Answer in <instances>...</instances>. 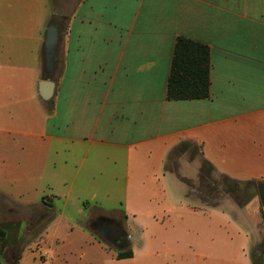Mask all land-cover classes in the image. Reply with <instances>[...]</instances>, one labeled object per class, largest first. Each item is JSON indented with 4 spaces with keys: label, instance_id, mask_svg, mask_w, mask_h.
Segmentation results:
<instances>
[{
    "label": "crops",
    "instance_id": "crops-1",
    "mask_svg": "<svg viewBox=\"0 0 264 264\" xmlns=\"http://www.w3.org/2000/svg\"><path fill=\"white\" fill-rule=\"evenodd\" d=\"M181 36L210 47L207 98L167 96ZM183 141L198 154L169 160ZM203 159L264 182V0H0V222L18 229L17 264H253L261 203L203 199L181 180L199 187ZM101 218L124 244L100 237Z\"/></svg>",
    "mask_w": 264,
    "mask_h": 264
},
{
    "label": "trees",
    "instance_id": "trees-1",
    "mask_svg": "<svg viewBox=\"0 0 264 264\" xmlns=\"http://www.w3.org/2000/svg\"><path fill=\"white\" fill-rule=\"evenodd\" d=\"M210 73L211 57L209 45L191 38L179 37L176 42L169 77L168 98L196 99L209 97ZM199 149V146L190 141H183L171 150L169 160L179 158L186 151L196 152L191 154L190 157L191 159L195 158ZM200 173L202 182L199 187H196L192 180L187 177L181 176V180L196 190L203 199L210 202L219 193H223L232 197L240 206H246L254 196L253 187L259 188L258 185L260 184L257 181H241L226 174L218 173L207 159L202 160ZM262 224L264 229V217ZM12 227H14V224L0 222V256L8 258L9 264H17L20 257V243L16 241L9 248L10 236L7 238L8 232ZM260 245L264 247V236ZM133 254L131 248L118 250L117 258H130ZM253 264H262L261 257H255Z\"/></svg>",
    "mask_w": 264,
    "mask_h": 264
},
{
    "label": "water",
    "instance_id": "water-1",
    "mask_svg": "<svg viewBox=\"0 0 264 264\" xmlns=\"http://www.w3.org/2000/svg\"><path fill=\"white\" fill-rule=\"evenodd\" d=\"M59 41V27L57 25H50L47 28L46 35V50H45V63L46 68L50 74L54 73L55 60L57 56ZM56 83L55 81L47 78L41 80L39 83L40 95L44 100H49L55 93ZM259 195L264 203V182L259 185ZM262 264H264V254H261Z\"/></svg>",
    "mask_w": 264,
    "mask_h": 264
},
{
    "label": "flooded vegetation",
    "instance_id": "flooded-vegetation-1",
    "mask_svg": "<svg viewBox=\"0 0 264 264\" xmlns=\"http://www.w3.org/2000/svg\"><path fill=\"white\" fill-rule=\"evenodd\" d=\"M94 226L101 237L114 245L121 246L125 243L124 233L116 220L101 218L95 221ZM261 254V251H259L258 257H261Z\"/></svg>",
    "mask_w": 264,
    "mask_h": 264
},
{
    "label": "rangeland",
    "instance_id": "rangeland-1",
    "mask_svg": "<svg viewBox=\"0 0 264 264\" xmlns=\"http://www.w3.org/2000/svg\"><path fill=\"white\" fill-rule=\"evenodd\" d=\"M63 2H64V5L67 7V9H69V8H71L73 5H74V2L76 1V0H62ZM57 12V14L59 13L58 11H56ZM189 159H190V157H189ZM181 163V162H180ZM179 167H180V165H179ZM201 185V184H200ZM253 192H254V196H253V198H252V200L253 199H255V198H257V200H259V202L261 203V215L263 216L264 214H263V212H264V208H263V206H264V203H263V201H262V199L260 198V195H259V188H257V187H253ZM242 195H243V193H241ZM256 194V195H255ZM251 200V201H252ZM25 211H27V209L25 210V209H19V212H25ZM37 210L36 209H29V212H31V214L32 213H35ZM30 215V214H29ZM261 216V217H262ZM264 217V216H263ZM262 217V218H263ZM261 221H263V219L261 220ZM31 222H34L33 220L31 221ZM15 229H17L16 227H13V230H9V232H8V236H7V238L11 235V234H14V230ZM18 230V229H17ZM17 230H15L16 232H17ZM263 231H264V229H263ZM99 235H100V233H98ZM10 237H12V236H10ZM100 237H101V235H100ZM102 239H104L103 237H101ZM105 240V239H104ZM108 244H110L111 246H115L113 243H111L110 241H107V240H105ZM21 247V244L19 245V248ZM116 248V247H115ZM123 249H130V248H132L131 247V244H127V245H125L124 247H122ZM260 250H258L257 251V253H255V256H256V258H258V252H259ZM257 254V255H256ZM160 255H157V259H160V257H159ZM152 259H154V257H152ZM179 261L181 262V259L179 258ZM192 264H196V262H195V259H192Z\"/></svg>",
    "mask_w": 264,
    "mask_h": 264
}]
</instances>
